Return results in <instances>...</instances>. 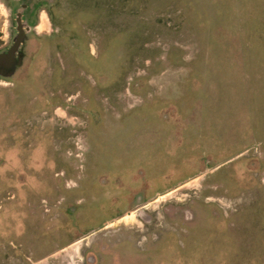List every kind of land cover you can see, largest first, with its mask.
<instances>
[{
    "label": "rangeland",
    "instance_id": "obj_1",
    "mask_svg": "<svg viewBox=\"0 0 264 264\" xmlns=\"http://www.w3.org/2000/svg\"><path fill=\"white\" fill-rule=\"evenodd\" d=\"M7 50L0 264H264V0H0Z\"/></svg>",
    "mask_w": 264,
    "mask_h": 264
},
{
    "label": "flooded vegetation",
    "instance_id": "obj_2",
    "mask_svg": "<svg viewBox=\"0 0 264 264\" xmlns=\"http://www.w3.org/2000/svg\"><path fill=\"white\" fill-rule=\"evenodd\" d=\"M20 21H24V19L21 17L20 18ZM28 27L29 28H33L34 30H35V27H36V25L35 24H32V25H28ZM38 27V26H37ZM37 27H36V29H37ZM17 34L19 35V36H23L24 35V31H23V27H21V26H17ZM15 48L16 47H18L19 46V43L17 42V43H15ZM8 53L10 54V50L8 51L7 50V54L5 53V54H2V52H0V60L1 59H3L4 58V56H2V55H8ZM130 215V214H129ZM78 241V240H77ZM75 242V241H74ZM132 260V259H131Z\"/></svg>",
    "mask_w": 264,
    "mask_h": 264
},
{
    "label": "bare ground",
    "instance_id": "obj_3",
    "mask_svg": "<svg viewBox=\"0 0 264 264\" xmlns=\"http://www.w3.org/2000/svg\"><path fill=\"white\" fill-rule=\"evenodd\" d=\"M45 18H46V17H45V15H44V14H42V15H41V21H44V20H45ZM37 26H38V27H37ZM37 26H36V27H37V29H39V30L42 28V24H39V25H37ZM81 242H82V241H81V240H79L78 242L74 243L73 245H74V246H76V245H78V243H80V244H81ZM72 247H73V246H72Z\"/></svg>",
    "mask_w": 264,
    "mask_h": 264
}]
</instances>
